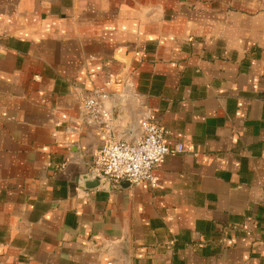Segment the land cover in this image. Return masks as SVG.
Instances as JSON below:
<instances>
[{"label":"crops","instance_id":"crops-1","mask_svg":"<svg viewBox=\"0 0 264 264\" xmlns=\"http://www.w3.org/2000/svg\"><path fill=\"white\" fill-rule=\"evenodd\" d=\"M96 89L154 186L92 174ZM0 264H264V0H0Z\"/></svg>","mask_w":264,"mask_h":264},{"label":"built area","instance_id":"built-area-1","mask_svg":"<svg viewBox=\"0 0 264 264\" xmlns=\"http://www.w3.org/2000/svg\"><path fill=\"white\" fill-rule=\"evenodd\" d=\"M105 97L102 89H96L83 103L86 122L96 125L103 134V143L93 160L94 173L111 181H148L154 186L153 168L167 154L181 152L183 146L169 147L164 141V128L147 115L139 122L141 134L138 138L133 141L116 139L109 128L111 114L104 106Z\"/></svg>","mask_w":264,"mask_h":264},{"label":"water","instance_id":"water-1","mask_svg":"<svg viewBox=\"0 0 264 264\" xmlns=\"http://www.w3.org/2000/svg\"><path fill=\"white\" fill-rule=\"evenodd\" d=\"M94 176L98 177L99 179H102L101 176L97 175L96 173H92ZM128 181V180H127ZM128 244H129V239H128V235L126 234V232L123 235V238L120 241V247H121V252L123 255V258L126 259L127 255H128Z\"/></svg>","mask_w":264,"mask_h":264}]
</instances>
